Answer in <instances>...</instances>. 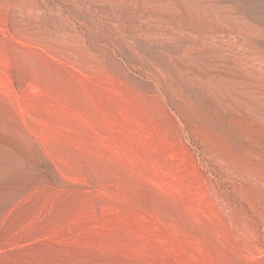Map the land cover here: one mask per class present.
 Instances as JSON below:
<instances>
[{
  "label": "rangeland",
  "instance_id": "obj_1",
  "mask_svg": "<svg viewBox=\"0 0 264 264\" xmlns=\"http://www.w3.org/2000/svg\"><path fill=\"white\" fill-rule=\"evenodd\" d=\"M0 106L1 263L264 264L263 1L0 0Z\"/></svg>",
  "mask_w": 264,
  "mask_h": 264
},
{
  "label": "bare ground",
  "instance_id": "obj_2",
  "mask_svg": "<svg viewBox=\"0 0 264 264\" xmlns=\"http://www.w3.org/2000/svg\"><path fill=\"white\" fill-rule=\"evenodd\" d=\"M260 1L264 2V0ZM34 158L31 137L22 135L16 122L11 120L0 106V219L2 221L6 220L12 207L18 205L20 198L35 185L37 169ZM0 264L7 263L0 262Z\"/></svg>",
  "mask_w": 264,
  "mask_h": 264
}]
</instances>
